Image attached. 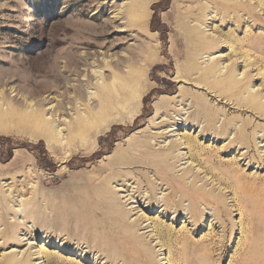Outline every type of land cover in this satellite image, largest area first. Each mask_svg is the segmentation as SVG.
Returning <instances> with one entry per match:
<instances>
[{
	"label": "rangeland",
	"instance_id": "rangeland-1",
	"mask_svg": "<svg viewBox=\"0 0 264 264\" xmlns=\"http://www.w3.org/2000/svg\"><path fill=\"white\" fill-rule=\"evenodd\" d=\"M193 29L200 32L197 37L223 47L198 53L199 71L185 75L192 67L189 55L195 53L188 38ZM249 58L253 63L244 66ZM211 66H218L224 78L234 72L230 81H222L224 89L242 80L264 101V0H0L2 113L7 114V106L29 110L49 89L53 97H61L62 74L74 70L81 72L84 94L80 104L78 91L69 89L74 110L60 118L63 137L50 148L43 137L29 140L27 135L35 131L13 113L0 119V195L13 196L16 203L9 204L13 211L35 193L93 209L96 201L86 203V183L127 154L131 163L127 168L111 165L113 172H122L124 181L111 184L118 206L127 213L128 222L140 224L138 239L127 247L151 246L156 264H264V114L238 104L248 95L243 89L229 95L197 84L194 79L205 77L204 70ZM135 79L140 81L138 89H128ZM109 83L121 93L106 133L68 141L66 127L85 115L86 96L96 98L98 108L97 88ZM52 105L43 101L40 108ZM211 115H216L214 127L225 125L228 136L217 139L203 129ZM122 118L129 121L124 124ZM244 124L248 152L232 143ZM182 136L191 143L183 144L173 156L185 157L169 177L162 176L159 171L165 170V164L157 160L169 144L182 143ZM142 142L149 148L132 150ZM187 169L198 177L182 179ZM146 180L153 182L152 187L145 185ZM96 187L97 183L89 189ZM150 193L157 205L150 206ZM205 195L219 197L222 203L216 208L204 201ZM166 196L181 201L178 212H163ZM190 208L199 211L193 219ZM103 212L101 217L87 216L108 221ZM13 215L6 221L22 223L16 232L20 242L0 247V262L12 254L29 258L30 264H47L51 255L67 264H143L126 255L110 263L84 242L62 240L58 231L53 235L36 231L24 214ZM5 230L0 224V246ZM129 233L132 229L121 230V236Z\"/></svg>",
	"mask_w": 264,
	"mask_h": 264
},
{
	"label": "bare ground",
	"instance_id": "bare-ground-1",
	"mask_svg": "<svg viewBox=\"0 0 264 264\" xmlns=\"http://www.w3.org/2000/svg\"><path fill=\"white\" fill-rule=\"evenodd\" d=\"M143 18L144 19L148 18L146 17V13L144 14ZM199 33H197L196 30L193 29L191 30L192 35L188 36V38L191 40L193 44L191 45V48L192 50L195 51V53L189 55V61L192 62V67L189 68L186 72H184L185 75L199 71L197 67L198 53L201 52L204 54H209L210 51L216 50L218 48L222 49L223 47L222 45L220 47H218L217 44L214 45L213 41L208 42L206 38L197 37L199 36ZM154 61L155 60H153L152 62ZM250 61L251 59L249 60V63L248 61L247 62L245 61L246 64L244 63V66L245 65L248 66L253 63L252 61H251L252 63H250ZM80 64H82V62H80ZM220 70L221 69H219L218 66H211L206 70H204L205 77L197 80L194 79V81L197 84H204L210 88H215L219 90L220 93L228 91L227 94L230 93L229 95L235 93L236 90L240 91L241 89H243V91L245 93H248V95L245 99L242 100L239 99L238 104H242L246 106L247 108H249L250 111H253L254 113L264 114V101H261V97L256 92H253L251 90V85L250 86H248V84L242 85V80H240V81H234V86H235L234 88L230 86L224 89V86L222 85V81L224 79L230 81L232 74L233 75L235 74L234 72L231 71V73L229 74L230 76L224 78L223 76H219L218 71ZM217 73H218V78L215 79ZM80 76H81V72L79 73L78 70L71 71L69 75L62 74L64 87L62 88L63 91L61 97L59 98L53 97L52 96L53 92L50 91L49 89L47 91L46 97L34 102L33 107H29V110L19 111V110H15L11 106H7L6 109V111H8L7 114L13 113L15 117L20 118L23 121V123H25L26 128L33 129V131H35L33 132V134L29 133L30 134L29 136L27 135V138L29 140L43 137L45 139L46 146L48 148H50L53 143L54 144L61 143L60 138L63 137V134H62V130L59 128V125H61L63 122L62 120H60V118L69 116L68 113L69 109L74 110L73 101L69 96H67L69 89L72 90L74 89L75 91H78L79 98H77V101H79L80 104L84 100V94L82 89L83 80L80 79ZM85 77H87V75ZM181 77L182 75L180 74L176 79H179ZM211 79H213L214 81L211 82L210 81ZM139 83L140 81L137 79L131 80L128 89L130 90L138 89ZM227 84L230 85V82ZM115 86L116 85L110 83L101 84L98 86L97 90L100 92V95L97 98V101L99 102L98 108H95L96 98H94L95 100H93L86 96L88 103L82 104V106L84 107L83 111L85 115H78L76 122H69L66 127L67 130L66 135L68 141H72L77 138L83 140L88 135L91 134H94V136H98L109 128L110 123L115 120L111 118L113 110L115 109L114 103L118 99V95L121 93L120 90L117 89ZM141 91H139V94H137L135 97V100L136 102H138V104L141 101L140 100L142 96ZM19 93L18 95H20ZM134 96L135 94L132 95V97ZM0 101H2V98L0 99ZM43 101H49V104L50 102H53V105L47 110H43L42 108H40V106L43 104ZM162 103L165 104L167 103V101H162ZM160 109L166 111L167 108H160ZM7 114L4 115V113H2V111L0 110V119L3 120L7 116ZM45 115H49L50 118H45ZM215 116L211 115L210 118L205 120V123L202 126L203 129L210 132L211 136L217 139H221L228 136L229 135L228 128L225 125L214 127ZM121 121L124 122L125 124L126 122L129 121V119L122 118ZM245 128H246L245 124L237 128L238 130L236 131V135L234 136L232 143L235 144V147L238 148L242 146L245 147L248 152L250 142L246 134ZM182 139L183 142L180 143L179 145H176L175 143L169 144L167 148V152L164 155L159 156V160L157 161L158 162L161 161V163L165 164V170L159 171L162 176L163 174H165L167 177H169V174L174 172L176 164L181 160L183 161L185 154H182L181 157L179 156V153L173 156V153L175 151H178L183 144H188V142H190L187 136H182ZM143 148H149V144L147 142L139 143L135 146V148L133 147L132 150L135 149L140 150ZM98 154L99 152H96L90 158H94ZM126 155H124V158H121L120 160L118 159V161H116L114 164L113 162L110 163L109 167L105 166L103 169H101L100 173L101 175L104 174L105 175L104 177L100 175V177L93 178L89 183L88 182L86 183L85 186H89V187L97 183V187L94 190L89 189V187L87 189L86 188L84 189V195L87 198L86 203H88V201L89 202L96 201V207H94L93 209L92 208L88 209V205L79 204L75 202H67V200L65 199L64 200L59 199L60 197H57L56 195L44 196V194L38 195L35 193L32 194V197L29 200H25L24 202H22V204L17 202L18 203L17 208L16 209L14 208L13 211L10 208L9 204H13L14 202L16 203V200H14L13 196L10 197V195L1 194L0 224L3 225L6 230L4 231V233L1 234L2 236L1 239H3V242L0 247L3 248L9 246L10 244L11 245L19 244L20 241L16 237L17 234L16 232L19 231V228H22L23 225L22 223L9 224L6 221V216H9L10 214L11 215L14 214L13 215L14 218L16 216H19V218H21V215L24 214L23 218L26 221H32L34 227H36V231H39V229H44L45 233L48 232L49 235H53L55 234V232L58 231L59 234L62 235L61 237H63L62 240H66L67 242H70L72 240H76L77 242L78 241L84 242L89 249L94 250L96 252H100L104 256V258L110 263H114V261H117L119 256L121 257V255H126L127 258H135L136 260L140 259V261L143 264L144 263L156 264L154 261L155 259L153 258V250L151 246L143 245L142 248H140L139 246L136 249L127 247L128 244L133 245L135 243L134 241L138 239L137 231L139 229L140 224H138L137 221L128 222L126 220L127 213L124 212L123 207H120V205L118 206L119 200L117 199L113 187L111 186V184L117 182L118 179L119 181L124 182L121 174L122 172L120 171L113 172L116 169L111 168V165H115L116 167L120 166L119 168H127V166L130 165L131 163H130V158H128V156L126 157ZM153 155L154 157L158 158V156H156L155 154ZM171 159H173L174 161L171 162ZM154 161L152 159V162ZM135 163L139 164L140 161ZM110 169L111 172L105 174ZM187 176H192L194 179H196V177H198V174L194 173L193 170L191 169L190 170L187 169L184 170L181 178L185 179V177ZM152 183H153L152 181H147V180L145 181V185L148 186V188L150 186L152 187ZM169 197L170 196H166L162 200L161 207H163V212L165 213L167 211H170V209H173L174 212H178V210H180L181 201L170 200ZM205 197L206 200L204 201L210 202L211 205H213L216 208H218L217 206L222 203V199L219 197H212L210 195H205ZM147 199L149 201L150 206H153L154 204L155 205L158 204L157 201L152 200L153 196L151 193ZM104 210H106L105 212L106 215L105 214L104 215L108 218V221L103 222L101 220L98 222L97 220H95L97 216L101 217V213L103 214ZM189 211L192 219L199 213V211L195 208L193 209L190 208ZM87 213L88 214L92 213L95 218L88 217ZM129 229H132V233H129L130 234L129 236H125V235H124L125 237L121 236V230H129ZM118 241L120 242V246L114 245V243ZM117 245H119V243ZM51 256L46 258L47 264H67L62 258L51 257ZM28 259L29 258L19 259L17 256L10 254L3 256V259L0 262V264H30V261ZM122 264H134V262L127 263L123 261Z\"/></svg>",
	"mask_w": 264,
	"mask_h": 264
}]
</instances>
